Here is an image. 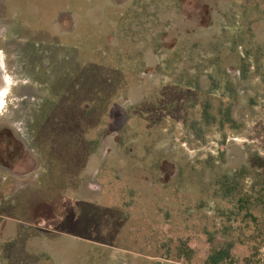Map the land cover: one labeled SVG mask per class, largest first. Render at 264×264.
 <instances>
[{"label": "rangeland", "instance_id": "rangeland-1", "mask_svg": "<svg viewBox=\"0 0 264 264\" xmlns=\"http://www.w3.org/2000/svg\"><path fill=\"white\" fill-rule=\"evenodd\" d=\"M3 58L0 264H264V0H0Z\"/></svg>", "mask_w": 264, "mask_h": 264}, {"label": "trees", "instance_id": "trees-1", "mask_svg": "<svg viewBox=\"0 0 264 264\" xmlns=\"http://www.w3.org/2000/svg\"><path fill=\"white\" fill-rule=\"evenodd\" d=\"M207 113L208 106H205V114ZM224 187L227 188L229 192H232V190L235 191L237 189V184L236 182H233L232 177L225 175L223 177V188ZM254 191L257 192L255 195L240 197V201H246L255 208L261 205L264 208V184H262L259 189L254 188ZM249 216L253 219L256 230H258L254 236L256 239L259 238L260 242L262 243L260 247L264 246V220H260L259 217H257L253 212H249ZM232 247L233 243L230 241H227V243L224 245L213 247L206 259L201 264H235ZM189 250L190 252H194V249L192 248Z\"/></svg>", "mask_w": 264, "mask_h": 264}, {"label": "flooded vegetation", "instance_id": "flooded-vegetation-1", "mask_svg": "<svg viewBox=\"0 0 264 264\" xmlns=\"http://www.w3.org/2000/svg\"><path fill=\"white\" fill-rule=\"evenodd\" d=\"M4 59V58H3ZM5 71H6V64H5V59H4V70L2 71V69H1V67H0V96H1V94H2V90L6 87V85H5V81H4V78H3V76H4V74H6L5 73ZM13 85V82L12 83H10V85H9V83H8V86H12ZM9 91H10V88L8 89ZM8 91V92H9ZM2 165V164H1ZM6 170H8V168H5Z\"/></svg>", "mask_w": 264, "mask_h": 264}, {"label": "bare ground", "instance_id": "bare-ground-1", "mask_svg": "<svg viewBox=\"0 0 264 264\" xmlns=\"http://www.w3.org/2000/svg\"><path fill=\"white\" fill-rule=\"evenodd\" d=\"M2 102V101H1Z\"/></svg>", "mask_w": 264, "mask_h": 264}]
</instances>
